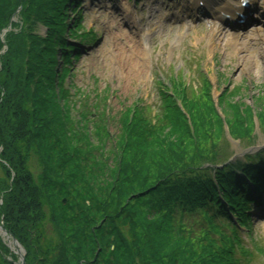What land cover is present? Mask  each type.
<instances>
[{
	"label": "trees",
	"instance_id": "trees-1",
	"mask_svg": "<svg viewBox=\"0 0 264 264\" xmlns=\"http://www.w3.org/2000/svg\"><path fill=\"white\" fill-rule=\"evenodd\" d=\"M78 4L0 0V34L15 16L25 24L16 37L9 31L0 55V223L24 247L25 264H242L238 226L248 228L254 199L238 173L261 193L264 161L224 164L228 143L207 82L161 94L154 122L125 109L113 136L109 116L86 112L105 109L99 98L74 119L56 88L69 72L57 70L59 53L69 64L76 49L63 34ZM38 24L49 35L35 34ZM224 98L231 138L248 141L251 115ZM0 252L8 254L1 240Z\"/></svg>",
	"mask_w": 264,
	"mask_h": 264
},
{
	"label": "rangeland",
	"instance_id": "rangeland-1",
	"mask_svg": "<svg viewBox=\"0 0 264 264\" xmlns=\"http://www.w3.org/2000/svg\"><path fill=\"white\" fill-rule=\"evenodd\" d=\"M131 1L84 0L81 24L84 30L92 29L97 40L81 45L79 58L71 63L69 76L61 85L70 98L60 104L77 106L72 115L79 119L77 111L82 110L79 103L90 104L99 98L100 102H105V109L102 112L94 109L92 117L109 116V131L113 136L118 133L120 124L113 122V118H118L125 109L141 108V114L154 122L155 117L158 119L163 112L161 94L173 91L172 87L178 82L186 88L194 87V91L207 82L226 128L230 129L229 122L226 123L219 104L223 96L226 97L224 103L238 106L241 117L257 114L258 127L255 122L248 128V124L243 125L248 135L252 134L248 141L251 137V141H255L257 136L256 146L248 151L263 150L264 31L251 34L248 29L239 44L231 47L228 46L230 37H222L224 39L220 42L217 33L212 45L206 39L211 30L202 22L203 17L198 24L195 12L189 7L193 4L191 0H165V4L161 3L163 0H141L135 6ZM217 2L212 1L211 5ZM69 16L74 18L71 12ZM11 25L16 27L12 29ZM24 26L21 17L11 19L2 37L5 51V36L11 30L14 37L20 35ZM35 32L42 37L45 29L39 27ZM73 44L80 46L77 40ZM58 61L57 69L63 70L60 56ZM61 88H56L59 95ZM215 113L218 116L216 110ZM229 113V117H236L232 111ZM229 136L231 133L225 134L230 144L227 154L232 152L237 158H243L246 150L239 142L245 141H231ZM31 170L37 174L34 168ZM253 213L249 233L241 234L243 246L251 254L243 258V264H264V207ZM44 227L42 238L47 239L48 223ZM0 240L8 249L6 255L0 252V261L3 258L11 264H18L19 255L9 245L12 239L9 236L6 239L0 231ZM21 248L22 253H26L24 247ZM239 253L243 254V250ZM25 258L26 255L24 264Z\"/></svg>",
	"mask_w": 264,
	"mask_h": 264
},
{
	"label": "bare ground",
	"instance_id": "bare-ground-1",
	"mask_svg": "<svg viewBox=\"0 0 264 264\" xmlns=\"http://www.w3.org/2000/svg\"><path fill=\"white\" fill-rule=\"evenodd\" d=\"M244 1H246V3L249 4V7H248L249 9L255 6V0H238L237 5L239 7H241V5L243 4ZM237 5L234 4V3L225 2L221 7L218 8V10H217L218 16L223 18V19L234 18V15L240 11ZM51 22L52 21H49V24H51ZM39 27L48 28L47 25H43V24H38L37 26H34V28H37V29ZM219 32L221 33V29L220 28H218V29L217 28H213V30H211V33L208 34L209 36L207 35L206 39L211 41V43L213 45V42L215 40L213 38H216L215 35H217V33H219ZM35 34H36V32H35ZM47 35H49V31L47 29H45L44 35L42 37H46ZM234 40H235L236 43H238L239 42V37L238 36H234ZM4 237L6 239L8 238L6 235H4ZM9 245H10V248L12 250H15V252H16V248L11 243H9Z\"/></svg>",
	"mask_w": 264,
	"mask_h": 264
},
{
	"label": "water",
	"instance_id": "water-1",
	"mask_svg": "<svg viewBox=\"0 0 264 264\" xmlns=\"http://www.w3.org/2000/svg\"><path fill=\"white\" fill-rule=\"evenodd\" d=\"M65 203V200H64ZM1 231H3V233H6L0 226ZM12 245L16 248V254L19 255V263L18 264H24V254H21L22 249L20 248V245L17 243V241L12 238Z\"/></svg>",
	"mask_w": 264,
	"mask_h": 264
}]
</instances>
